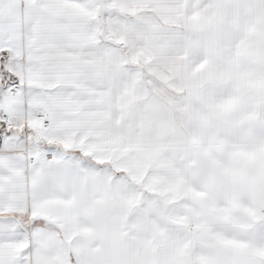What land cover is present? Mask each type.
<instances>
[{
  "label": "snow or ice",
  "instance_id": "6c2138e0",
  "mask_svg": "<svg viewBox=\"0 0 264 264\" xmlns=\"http://www.w3.org/2000/svg\"><path fill=\"white\" fill-rule=\"evenodd\" d=\"M0 264H264V0H0Z\"/></svg>",
  "mask_w": 264,
  "mask_h": 264
}]
</instances>
